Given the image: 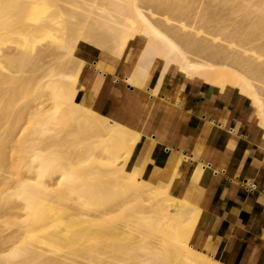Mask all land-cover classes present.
<instances>
[{
  "label": "bare ground",
  "instance_id": "bare-ground-1",
  "mask_svg": "<svg viewBox=\"0 0 264 264\" xmlns=\"http://www.w3.org/2000/svg\"><path fill=\"white\" fill-rule=\"evenodd\" d=\"M209 1L206 7L208 0L202 6L195 0H0V127L16 98L29 96L30 142L13 166L33 177L20 176L7 191L0 138V264H99L101 251L114 259L117 251L103 245L98 231L113 228L108 215L115 209L107 207L116 203L123 227L138 235L124 264H224L191 243L201 208L170 193L169 184L141 176L134 156L142 134L76 99L90 59L104 50L132 62L116 79L127 105L136 95L129 87L141 88L151 70L160 82L173 66L180 79L247 99L264 139V0ZM7 81L17 86L5 92ZM24 114L12 116L9 132ZM66 126L73 128L66 135L75 141L74 148L68 141L76 148L67 149L71 155L61 145L54 149ZM204 166L197 165L193 180ZM70 219L76 222L62 223ZM61 229L59 238L37 234ZM64 241L73 249L63 252Z\"/></svg>",
  "mask_w": 264,
  "mask_h": 264
},
{
  "label": "crops",
  "instance_id": "crops-1",
  "mask_svg": "<svg viewBox=\"0 0 264 264\" xmlns=\"http://www.w3.org/2000/svg\"><path fill=\"white\" fill-rule=\"evenodd\" d=\"M96 53L77 101L142 134L134 156L141 176L169 184L170 193L201 208L191 239L197 249L224 264H264V139L250 102L198 79H180L171 66L160 82L151 70L141 88L129 87L136 95L127 105L116 79L132 62Z\"/></svg>",
  "mask_w": 264,
  "mask_h": 264
},
{
  "label": "rangeland",
  "instance_id": "rangeland-1",
  "mask_svg": "<svg viewBox=\"0 0 264 264\" xmlns=\"http://www.w3.org/2000/svg\"><path fill=\"white\" fill-rule=\"evenodd\" d=\"M195 1L197 2V3L195 2L196 4L199 3L198 5L202 6L204 0H202V1L195 0ZM206 1L207 0H205V2ZM209 2L210 1L208 0V4H207V2L205 3L207 6L204 4L202 8L205 9L204 6L209 7L210 6ZM196 4H195V7H196ZM198 5H197V8L199 9L200 7ZM202 8H200V9H202ZM15 86H17L16 81H7L5 84L2 85V88L5 92H7V90L9 88L15 87ZM263 88H264V86H263ZM30 105H31V103L29 100V96H18V98H16V100L14 101L12 107L9 110H7L6 117L2 122V126L0 127V138H2L4 140V154L6 157V165L4 167V171H3L2 175L6 178L8 184H9V189L7 188V191H11L13 189V187L16 185V183H15L16 179H19L20 176H22L25 180L30 178L28 181H33V177H26L25 176L26 173L23 172V169H21V170H19V172H17V168L13 166L15 164L21 163V162H19L18 155L24 149V146L28 145L30 142L29 137H30V133H31V119H30V115L28 114V112H30L31 109L26 108ZM24 110H25L24 118L17 125L15 131L9 132L8 127H9V123L12 120V116L15 115L16 113H18L20 111H24ZM66 128H67V130H66ZM66 128L65 127L62 128L63 131H61L58 134L59 135L58 139L59 140L67 139V141L65 140V142L63 143V141L61 140V142H60L61 144H59L58 147L54 146V149L56 148V150H59L60 145H61V148L64 149V151H63V149H60L62 151V153L65 152L68 154V152L70 153V151L72 149L71 147H70L71 149L68 147L71 144L68 141L72 142L71 146H73V143L75 144V141L72 138L66 136L68 133H70V131H72V129H73L72 126H66ZM50 137H53V136L51 135ZM45 140H46L45 137H43L42 143H43V145L45 144L43 146V148H46V145H47ZM59 140H58V142H59ZM55 143H57V142H55ZM73 148H74V146H73ZM67 149H70V151ZM75 149L72 150L71 153H73V151H75ZM71 153L68 155H71ZM52 189H56V188L52 187ZM55 193L60 194L61 191L58 190ZM117 207H118L117 203L107 207V209H110V210L115 209L114 212H112L108 215L109 217H113L115 219L114 222L111 223L113 228L98 231V238L103 242L105 241L103 243V245L106 244V245L110 246L109 248H112V249H114V251H117V252H115V254H114L115 258L113 259V258H110L109 255H106V254H104L103 251H101L100 253L97 254L100 258L99 264H112V263L124 264L123 258L125 257V255L128 252L133 250V248L135 246H132V243H133V241H136L138 239L137 234H135V233L130 234L127 232L126 228L123 227L124 223L120 222L119 217L121 214H124V213H122L121 210H118ZM19 220H22V218H20ZM75 222H76L75 220L70 219V220L63 221L62 223L65 225L71 226ZM47 229L50 232H52L53 230L54 231L57 230L53 226H49ZM9 230H10V228L7 229V231H9ZM112 230L116 231V234H111ZM37 234L39 237L46 238V239L47 238H59L63 234V229H61L60 231L54 232L52 236L48 235L45 231H41V230H39L37 232ZM191 243H192V241H191ZM64 244L66 246L62 250L63 252H67V251H70L73 249L72 247L68 246L69 244L67 241H64ZM120 250H122V251L120 252ZM118 260H119V262H118Z\"/></svg>",
  "mask_w": 264,
  "mask_h": 264
}]
</instances>
